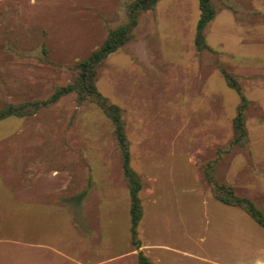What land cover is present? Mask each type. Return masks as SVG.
Instances as JSON below:
<instances>
[{
	"label": "rangeland",
	"instance_id": "374dc122",
	"mask_svg": "<svg viewBox=\"0 0 264 264\" xmlns=\"http://www.w3.org/2000/svg\"><path fill=\"white\" fill-rule=\"evenodd\" d=\"M133 0H0V108L43 100L128 20ZM199 49V0H158L98 67L120 105L139 173L141 247L114 124L76 93L0 119V264H264V228L221 202L207 173L264 211V0H214ZM247 140L230 145L240 94Z\"/></svg>",
	"mask_w": 264,
	"mask_h": 264
},
{
	"label": "trees",
	"instance_id": "16d2710c",
	"mask_svg": "<svg viewBox=\"0 0 264 264\" xmlns=\"http://www.w3.org/2000/svg\"><path fill=\"white\" fill-rule=\"evenodd\" d=\"M158 0H133L128 6V20L109 31L107 38L95 50H93L85 59L76 63V77L64 84L58 86L52 95L43 100L24 101L20 103H6L0 108V119L10 115H26L35 112L41 107L51 105L58 101L62 96L71 92L76 93L77 102L93 101L104 113L112 120L114 124V134L120 150L121 166L124 178L129 187L131 198L130 221L132 243L136 248L141 247L139 238V224L143 215V205L140 192L143 183L139 173L131 165L130 142L126 133V123L123 118V111L120 105L110 102L109 99L100 92L96 85V75L98 67L104 59L116 51L119 47L128 42L133 36V30L138 24L139 15L142 11L153 9ZM200 16L196 26L195 42L199 49L207 47L204 29L206 25L214 18L216 9L214 0H199ZM222 72L227 83L234 88L241 96V103L238 107V113L234 118V137L230 145H240L248 138V131L245 122V111L250 103L244 95L242 87L237 77L222 67ZM207 177L212 184L214 195L223 203L238 206L249 214L261 227L264 228V211L257 203L248 196L239 195L234 186L216 179L210 172ZM137 264H158L152 261L142 250L138 253Z\"/></svg>",
	"mask_w": 264,
	"mask_h": 264
}]
</instances>
